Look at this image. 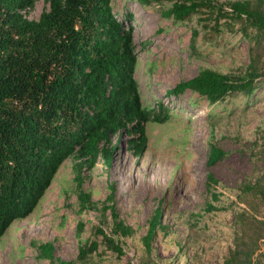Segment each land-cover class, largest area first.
<instances>
[{
    "label": "rangeland",
    "instance_id": "obj_1",
    "mask_svg": "<svg viewBox=\"0 0 264 264\" xmlns=\"http://www.w3.org/2000/svg\"><path fill=\"white\" fill-rule=\"evenodd\" d=\"M175 1L112 0L117 18L133 28L142 104L157 111L162 104L169 117L146 124L141 156L127 149L124 137L110 164L99 159L81 169V184L74 159H65L34 210L14 220L0 237V264H139L145 257L142 237L157 209L154 261L222 263L232 246L234 212L244 207L239 188L264 162V77L257 78L251 94L232 93L216 102L190 89L169 94L203 68L238 74L248 65L253 46V29H245L242 20L231 15L229 3L234 0H213L222 3L220 13L217 7L202 5L182 20L164 16ZM45 6L36 0L25 15L37 19ZM258 51L264 69L263 42ZM211 144L225 155L208 166ZM208 171L216 179L210 185ZM80 191L89 196L87 206L81 204ZM257 207V216L264 217L262 206ZM112 209L132 229L117 238L119 254L107 248L97 232L101 227L112 234ZM93 241L97 248L79 258V246ZM45 243L52 245V257L45 255Z\"/></svg>",
    "mask_w": 264,
    "mask_h": 264
},
{
    "label": "trees",
    "instance_id": "obj_2",
    "mask_svg": "<svg viewBox=\"0 0 264 264\" xmlns=\"http://www.w3.org/2000/svg\"><path fill=\"white\" fill-rule=\"evenodd\" d=\"M35 2L0 0V237L14 220L34 210L65 159H74L75 178L81 184V169L93 167L99 159L110 164L124 137L127 149L141 156L146 124L169 117L162 104L158 111L142 104L133 28L117 18L112 0H43L46 6L39 17L29 19L25 12ZM202 5L217 7L219 13L223 6L213 0H176L164 16L182 20ZM229 6L245 29H253L248 65L238 74L203 68L178 82L169 94L190 89L216 102L232 93L249 95L258 86L257 78L264 77L258 51L264 43V0H234ZM261 143L264 146V129ZM224 155L221 147L211 144L206 164H215ZM207 180L209 185L216 182L210 171ZM239 189L244 207L234 212L232 246L221 264H264V217L257 216V206L264 210V162ZM78 196L87 206L88 194L80 191ZM111 212L112 234L101 227L97 232L105 246L119 254L117 238L132 229L114 209ZM159 217L157 209L142 237L145 257L139 264H171L152 257ZM97 245L81 244L78 257ZM42 247L52 257V245Z\"/></svg>",
    "mask_w": 264,
    "mask_h": 264
}]
</instances>
